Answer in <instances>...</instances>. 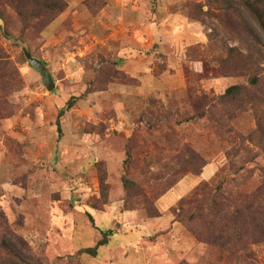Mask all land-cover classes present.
I'll return each mask as SVG.
<instances>
[{
    "label": "rangeland",
    "instance_id": "1",
    "mask_svg": "<svg viewBox=\"0 0 264 264\" xmlns=\"http://www.w3.org/2000/svg\"><path fill=\"white\" fill-rule=\"evenodd\" d=\"M67 1L42 31L22 29L9 7L3 9L7 23L0 19V60L17 71L3 95L0 91L5 239L17 250L19 238L25 240L27 255L42 264H264V241L241 250L250 241L236 237L242 242L234 241L231 254L224 236L212 243L199 240L172 211L200 183L230 203L231 194L249 195L264 179V144L248 137L256 128L252 106L228 113L221 103L227 87L248 86L247 76L211 72L196 78L209 34L228 38L215 17L196 19L198 8L208 12L205 0H103L95 14L85 0ZM243 18L264 51V31L250 15ZM227 43L245 52L237 40ZM21 45L49 68L55 83L51 92ZM206 59V69H217L212 58ZM189 68L195 71L189 78L196 92L213 98L201 118H192ZM182 149L206 159L202 172L184 175L153 200L158 217H149L144 208L124 210V167L149 194L156 181L151 171L176 162L172 156ZM99 164L109 192L97 210L91 203L99 197ZM225 214L223 221L230 225L231 208ZM107 229L113 235L96 257L76 256Z\"/></svg>",
    "mask_w": 264,
    "mask_h": 264
},
{
    "label": "trees",
    "instance_id": "2",
    "mask_svg": "<svg viewBox=\"0 0 264 264\" xmlns=\"http://www.w3.org/2000/svg\"><path fill=\"white\" fill-rule=\"evenodd\" d=\"M67 3V0H0V19L4 24L7 23L3 9L9 7L20 21L22 29L31 27L42 31L67 7ZM84 3L94 14L104 5L103 0H85ZM205 5L208 7V12L204 13L198 8L196 19L201 20V15L215 17L228 38L217 32L209 34L207 49L201 51L203 57H200L202 60L199 63L202 64V71L196 75V78H208L211 72L223 76L246 75L248 86L227 87L221 96V103L228 113L235 112L237 108H246L250 104L256 119V128L248 134V137L250 140L256 138L260 144H264V51L258 47L259 40L256 34L251 28L249 29L243 18L245 13L250 15L264 31V0H205ZM227 39L237 40L245 52H241L237 47L229 46ZM207 57L212 58L217 69L205 68ZM16 72L10 62L0 60L1 95H3L2 90L5 91L17 77ZM193 72L195 71L190 68L185 71L187 97L192 105L194 115L192 118H201L207 114L206 108L210 106L213 98L206 93L196 92L192 86L193 79L189 78V74ZM110 79L106 78L105 81L108 83ZM72 102V99L68 100L67 107L71 106ZM62 116L63 109H60L56 120L59 132ZM172 158L176 162L157 164V169L151 171L156 181L149 194L142 188L140 181L128 177V166L124 167L125 173L120 177L125 192L124 210L144 208L149 217H158L160 213L153 206V200L177 184L184 175L188 173L199 175L207 162L200 155L192 158L186 149L177 152ZM152 164H148L147 167L149 168ZM97 167L100 191L98 199L91 203V207L99 210L108 201L109 184L102 164ZM241 169L242 166L238 167L235 173ZM220 188L219 192L222 190ZM229 208H231V218L230 225H227V221L223 220ZM172 211L174 219L183 223L199 240L203 239L212 243L218 238L217 236H224V242L228 244L231 242L232 254L234 241L236 245L242 242L236 240V237H243V241H250L241 246L240 249L245 250L247 244L264 241V179L249 195L247 193L231 194L230 203L221 200L219 194L213 190L211 193L206 183H200L189 197L180 198ZM218 213L221 214V216L219 214L220 218L217 216ZM229 226L231 231L227 230ZM203 227L204 230L207 229L206 233ZM234 229H238L241 234L235 233ZM99 232L101 238L93 246L78 250L76 256L86 254L96 257L98 255V249L108 244L113 235L112 229L99 230ZM19 244L20 249L17 250L5 239L4 230L0 224V264H42L27 255L28 247L25 240L19 238ZM67 259H71V255L67 256Z\"/></svg>",
    "mask_w": 264,
    "mask_h": 264
},
{
    "label": "water",
    "instance_id": "3",
    "mask_svg": "<svg viewBox=\"0 0 264 264\" xmlns=\"http://www.w3.org/2000/svg\"><path fill=\"white\" fill-rule=\"evenodd\" d=\"M21 51L28 64L39 74L41 85L45 87L48 92H51L55 88V83L45 62L32 56L25 45H21Z\"/></svg>",
    "mask_w": 264,
    "mask_h": 264
}]
</instances>
